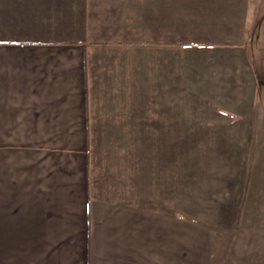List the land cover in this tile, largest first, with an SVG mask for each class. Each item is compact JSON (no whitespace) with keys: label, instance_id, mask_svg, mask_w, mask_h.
Listing matches in <instances>:
<instances>
[{"label":"crops","instance_id":"crops-1","mask_svg":"<svg viewBox=\"0 0 264 264\" xmlns=\"http://www.w3.org/2000/svg\"><path fill=\"white\" fill-rule=\"evenodd\" d=\"M263 39L264 0H0V264H264Z\"/></svg>","mask_w":264,"mask_h":264},{"label":"rangeland","instance_id":"rangeland-1","mask_svg":"<svg viewBox=\"0 0 264 264\" xmlns=\"http://www.w3.org/2000/svg\"><path fill=\"white\" fill-rule=\"evenodd\" d=\"M261 0H256V4L258 3L259 4V2H260ZM264 40V39H263ZM264 42V41H263ZM263 44V43H262ZM251 50H250V52H252V53H254L255 55H259V54H264V48L263 47H261V46H258L257 44H256V42H255V46H253L252 48H250ZM252 55V54H251ZM255 55H253L254 56V58H255ZM256 64H258V61H256ZM219 236V235H218ZM215 245L216 246H226V245H229V243H230V239L226 236V237H224V236H219V237H217L216 239H215Z\"/></svg>","mask_w":264,"mask_h":264}]
</instances>
